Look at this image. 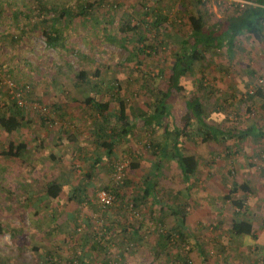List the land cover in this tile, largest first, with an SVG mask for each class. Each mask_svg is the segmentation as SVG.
Here are the masks:
<instances>
[{"label": "rangeland", "instance_id": "1", "mask_svg": "<svg viewBox=\"0 0 264 264\" xmlns=\"http://www.w3.org/2000/svg\"><path fill=\"white\" fill-rule=\"evenodd\" d=\"M3 1L10 9L5 11L6 17L0 21L2 75L16 87H21L16 85L17 83L30 84L27 93L30 94L25 99V107L22 108L25 118L33 125H41L40 131L43 133L53 134L54 139L63 137L67 142L58 147L57 153L61 162L55 164L53 170L49 162L32 171L27 165L32 166L33 161L26 162L22 158L8 159L2 153L6 151L9 141L17 142L21 137V140L28 142L31 136L28 133L35 129H27L21 135L12 137L6 135L0 128V164L9 166L7 171L2 167L5 173L0 174V196L8 191L14 197L20 196L21 181L28 174L38 182L39 191H42L39 186L45 185L48 181L46 178L51 175L63 177L67 182L64 192L55 202L58 212L54 204L46 206L45 202L42 203L40 215L35 219L27 215L11 218L10 230L14 232L20 230V233L25 235L27 243L33 244L30 239L34 234L35 242L41 244L48 237L36 239L35 232L42 234L51 232L52 248L48 247L50 243L48 239L43 243V246L46 245L44 251L35 253L27 249L23 254H19L14 245L9 244L7 246L10 248L4 251L10 253L11 261L15 264H79V260L83 259L88 264H106V261L107 264H118L123 249L126 253L135 254L133 257H145L151 264H214L216 248L211 241L215 235L214 229L211 228L212 224L209 221L196 223L194 220L192 225L189 224V230H185V226L181 225L180 228L178 220L172 218L166 211L167 206L175 204L172 197L176 189L178 187L180 189L182 185V175L175 161L169 160L163 165L159 172L156 192L145 201V205L137 209L133 207V200L137 199L144 189L143 180L146 175L150 178L154 164V158L146 147L149 134L142 127L144 120L141 113L147 111L148 90H166L170 67L178 58L180 39L187 31L185 24L188 14L200 10L207 23L218 25L236 15L239 10L254 5L253 0ZM40 1L45 2L56 18L53 22L52 14L50 13V16L47 14L49 20L45 19L47 24L44 27L57 30L61 34L66 43L63 50L47 45L42 34L43 26L37 28V31H29L28 35L24 34L21 40L13 45L5 39V32L21 35V28L30 29L28 22L32 25L42 20V14L38 13ZM153 12L167 18V22L158 28L146 27L143 20L152 21ZM22 13H27L28 18L22 16ZM128 19L131 20V27L137 26L140 29L111 38V35ZM125 35L132 41L131 45H124L122 38ZM137 45L144 50L145 55H140L134 62H127L129 52ZM204 53V62L201 66L197 65L199 69L197 73L204 69L205 91L203 93L196 91L195 96L208 95L205 106L210 115L209 124L214 127L215 135L222 137L218 130L229 132L233 129H242L250 118L263 128L264 110L258 104L252 105V115H248L247 107L250 103L246 102L245 96L257 86L264 89V42L259 43L243 33L235 41L233 49L215 44ZM159 70H165V74L160 75ZM80 71H84L90 80L95 79L94 75L99 71L105 92L100 95V92L93 90L90 85L79 86L75 74ZM249 72L255 75H250ZM184 81L186 91L179 94L175 89L170 90L169 98L165 102L166 105H171L172 116L180 128L182 127L180 119L185 113V99L191 92L187 81ZM2 82L0 80V113L6 102L13 100L10 90ZM114 85L120 87L119 92L116 91L117 96L131 105L127 113L133 124L132 138L117 143L114 161H108L102 164L101 168L88 171L86 168L88 156L93 150L90 144L93 120L89 117L91 111L84 100L87 97L99 101L109 100L112 92L107 89L112 90ZM40 106L45 107L46 111H40L37 108ZM133 107L136 109L133 110ZM153 130L150 132L155 133L156 140H161L160 128L155 127ZM243 142L238 145V150H246L245 161L249 165L260 166L263 170L264 161L253 156L252 148L260 146L264 150V140L252 137ZM183 144L184 153L197 156L201 163L202 170L197 175L199 179L209 180L212 162L226 161L223 155L227 153L228 148L233 152L231 140L203 143L201 138H194L184 141ZM123 159L129 161L124 179V183L126 180L129 181L128 185L121 195V202L116 201L111 208L104 209L97 199V192L101 188H112L116 185L113 177L114 167ZM132 164L138 168H132ZM65 166L67 168L63 169ZM90 173L93 179L87 180L85 175ZM84 184L87 185L84 188L85 199L81 203L71 200L69 197L76 185ZM201 197L202 200H209L206 201L209 206L210 198ZM182 203H185L187 213L196 205L194 201L183 200ZM118 227L127 231L142 228L145 243L150 248L138 250L135 243L130 246L129 240L125 239L128 244L124 249L119 245L121 241L118 237L121 234H118ZM175 229H179L183 237L180 238L179 233H176L167 250L158 248V236L174 235ZM221 237L225 243L229 238L226 234H222ZM6 239L8 240L5 242L9 241L8 237ZM196 245L201 248H196ZM44 253L46 255L38 257V254ZM202 258L205 259L204 263Z\"/></svg>", "mask_w": 264, "mask_h": 264}, {"label": "trees", "instance_id": "2", "mask_svg": "<svg viewBox=\"0 0 264 264\" xmlns=\"http://www.w3.org/2000/svg\"><path fill=\"white\" fill-rule=\"evenodd\" d=\"M252 3L254 5L239 10L236 15L225 19L224 22L218 25H210L207 23L204 14L200 10L196 13L190 12L188 14V20L185 24L187 31L182 39H180V46L177 50L178 58L170 67V75L166 90L157 89L147 91V111L141 113L144 120V125H142V127L144 131H147L149 134L146 147L154 158L155 169L153 172L154 174L151 175L150 178L148 175L145 176L142 183L144 189L141 191L138 198L133 200L134 208L137 209L145 205V201L154 195L156 188L158 187L159 172L166 161L172 160L179 165L185 183H188L191 177L196 174L199 168L198 157L195 155H186L184 153V141L201 138L204 143L217 139V136L214 133L215 129L208 121L210 115L205 106L208 95L204 94L202 97L195 96L196 91L201 93L205 91L204 69H200L197 73L199 70L197 69V65H202L204 62V52L211 48V46L218 44L222 46L225 45L227 49H233L235 41L243 33L251 36L259 43L264 42V0H253ZM200 4L203 5L201 1ZM38 9V13L42 15L45 14L46 11L50 12V9L43 1L39 2ZM14 16L16 17V15ZM153 18L152 21L143 20L146 27L158 28L167 22V18H164L155 12H153ZM28 24L30 30L34 32L37 28L44 27L45 24H47V20H38L36 24H32L33 27L30 22H28ZM138 29L140 28L137 26L131 27V20L128 19V21H124L118 30L111 35V38L114 39L121 34H126L131 31L134 32ZM23 30L25 29L22 28V31ZM23 33H25V31H23ZM23 33L22 35L13 38L10 44L13 45L20 41ZM42 34L48 46L60 50L66 48L65 40L57 30H51L44 27L42 28ZM122 40L124 45H131L132 43L130 39H127V35H125ZM140 55H145V52L137 45L129 52V55L126 58L127 62L136 61ZM159 74L164 75L165 70H159ZM94 76L95 79L90 80L84 71L75 74L79 86L90 85L93 90L96 89L101 95L106 89L102 86L103 80L99 77V71H97ZM147 77L151 79L149 75H147ZM184 80L187 81L186 84L191 92H188L189 94L185 99V113L180 119L182 122V127L180 128L172 116L171 105L168 106L165 102L169 98L170 90L175 89L179 94L186 91L183 84V82H185ZM16 85L23 87L25 91H27V89H25L27 86L28 92L31 87L29 83L24 85L17 83ZM115 86L117 85H114L112 90L107 89L112 92L109 100L99 101L91 97H87L84 100L85 103L88 104L87 108L91 111L89 116L90 119L93 120V133L91 138L94 140L93 143L95 144V152L92 153L93 159L91 157L92 160L87 161L86 168L89 169L88 171L93 170L95 165L102 163L101 160L114 161L113 155L117 143L124 139H130L133 134V124L127 113L128 108L131 105L117 96L116 91L119 92L120 87ZM5 92L7 93V91ZM28 92L24 94L25 99L28 98V95L30 94H27ZM7 97H9L8 94ZM245 97L246 102L250 103L247 107V112L251 111L256 98L263 103L262 108L264 110V91L261 86H257L253 91H248ZM5 107L4 109L1 108L3 111L0 113V128L6 135L15 137L24 125H26L24 110L18 107L14 100H11L8 103L6 102ZM135 109L136 107H133V110ZM155 127L160 128L161 140H156L155 133L152 134L150 132V130H153ZM257 131L259 130L250 125L249 129L240 131L235 136L237 140H243L250 135L263 139L264 132L259 131V133H257ZM15 143V140L10 141L8 150L3 151L2 154L5 158L20 160L27 152L25 143L18 144V141L17 144ZM53 160L55 159L53 158ZM131 167L135 169L138 168V166L134 164H132ZM85 178L87 180H92L93 175H91V173L87 174L85 175ZM128 182L129 181L126 180L125 183L123 181L122 184L115 183L116 185L112 188H103L114 196L113 205L116 201L120 200ZM65 184V180L54 178L52 179V182L50 181L46 185H43L45 188V194L52 202V205L57 202L58 198L64 192V188L66 187ZM86 187V184L82 186L76 185V188L72 190V195L69 198L71 200H76L77 203H81V201L85 199L83 198V195L86 193V190L84 189ZM242 188L243 186L234 185L228 195L224 197L223 201H232V205L235 208H243V202L241 200H236L233 197ZM175 203V207L169 208L168 210L171 216H176L175 219L181 223V228V225H186V205L185 203H179L177 201ZM111 207H106L104 209H109ZM251 227L252 226L248 222L243 221H233L231 224L232 231L237 235H251ZM176 233H179L178 236L180 238L183 237L179 229L174 230V235L161 234L158 236L157 244L159 248L162 247L163 251L167 250L170 241L175 237ZM0 234H4L1 225ZM79 262V264H87L83 259L79 260Z\"/></svg>", "mask_w": 264, "mask_h": 264}, {"label": "crops", "instance_id": "3", "mask_svg": "<svg viewBox=\"0 0 264 264\" xmlns=\"http://www.w3.org/2000/svg\"><path fill=\"white\" fill-rule=\"evenodd\" d=\"M49 8V7H48ZM10 9L3 0H0V21L4 20L6 17V10ZM20 13V12H19ZM50 13L46 11L45 14L41 15L42 20H49L47 14L50 16ZM23 14V13H22ZM63 15V14H62ZM61 15V18H62ZM22 16H25L26 19L28 18V14L24 13ZM44 17V19H43ZM51 21L55 20V16L52 14ZM55 22V21H53ZM36 23H33V25ZM32 25V27H33ZM21 33L26 31L24 34L28 35V32L31 31L30 29H25ZM34 31H37L34 30ZM10 32V31H9ZM6 41L11 42L13 38H16L20 35H12L11 33L5 32ZM22 35V34H21ZM14 36V37H13ZM0 51H2L0 49ZM5 71V70H4ZM250 75H255L253 72H249ZM263 89V88H262ZM264 91V89H263ZM246 98V97H245ZM258 104L261 108L263 103L259 99H255L253 105ZM263 109V108H262ZM248 115H252L251 111L247 112ZM220 117L221 114H220ZM250 118V117H249ZM24 127L19 131L18 136L23 133V131H27V129H35V131L29 132L31 136L28 138V142L21 140L20 138L17 140L19 143H25L27 152L24 154L22 159L24 161H33L32 166L27 165L30 167V170L34 171L35 168H40L44 166L46 163H51V169H54V165H58L61 162L60 157L58 156L57 149L60 146L67 144V142L63 139V137L53 138V134L49 132L43 133L40 131L41 125H33L30 121L25 118ZM257 121L254 122L252 118L246 121V125L241 129H233L229 130V132H225L223 130H218L221 136H217V139L214 142H221L224 141H232L233 142V152H231V148H228L227 153L223 155L224 162H212L210 165V169L212 172L210 173V179H199L197 177L199 171L202 170L201 163L199 162V168L194 176L191 177L188 183H185L182 177V185L181 188L176 189V193L174 197H172L173 201H177L182 203V201H189L196 203L195 208L187 213L186 218V225L185 230H189V224H193L192 222L196 223L198 221H209L212 224V229L215 231V235L212 237L211 241L213 246L216 248V258L214 260V264H264V169L261 170L260 166L258 169L253 164H248L246 159V150H238L239 144H243L247 138H252L253 136H248L243 140H237L236 136L240 131H244L249 129L250 125L254 126L255 129L264 132V127H259ZM45 126V124H44ZM39 127V128H38ZM218 128V127H217ZM46 131V129H45ZM257 131V133H259ZM220 134V135H221ZM28 137V136H27ZM33 138V139H31ZM132 138V137H131ZM255 139H262L253 137ZM264 140V138H263ZM94 140L91 138V146H93V150L91 154L88 156V160H92V153L95 152V144L93 143ZM212 142V141H211ZM32 143V144H31ZM10 141L8 142V146L6 151L8 150ZM17 144V142L15 143ZM120 144V142H118ZM44 149V151H43ZM49 150V152H48ZM253 156L256 158L259 157L264 161V150L260 146L253 147ZM43 152V153H42ZM115 153V152H114ZM229 156H228V155ZM230 154H235L236 156L231 157ZM241 156V157H240ZM29 157V158H28ZM92 157V159H91ZM53 158L55 160H53ZM102 163L95 165V168H101L102 164L108 162V160H101ZM49 166V164H47ZM179 166V165H178ZM4 167L5 171L9 170V166L7 164L1 163L0 164V174L3 175L5 171L2 169ZM67 168V166L63 167V169ZM155 163L153 164L152 170L154 172ZM179 170L182 175V171L179 167ZM151 173L153 175L154 173ZM50 178V179H49ZM46 178L48 181L45 182V185L52 182L54 178L64 179L63 177H57L52 175ZM67 183V182H66ZM234 185L243 186V188L237 192L233 197L236 200H241L243 202V208H235L232 205V201H223L224 197L228 195L229 191L232 189ZM21 194L20 196H15L11 194V192H7L0 196V216L1 222L0 225L4 231V234H0V264H15L11 261L10 253H6L4 250L10 248L9 244L14 245L15 250H18L19 254H23L27 249L33 250L35 253L44 251L43 249L46 248V245L43 246L46 240H50L49 248H52V236L51 232L47 233H36V239L39 237H48L43 240V243H36L34 234L31 235L30 241L33 242L27 243L25 241V235L20 233L21 231L14 232V230H10V223L11 218L14 216L16 217H24L28 216L30 218H34L37 215H40V210L42 207V203L47 202L46 206L52 203L45 194V188L43 186L40 189H37L38 182L35 178L30 177V174L25 175L24 180L22 179L20 185ZM157 189V188H156ZM156 192V191H155ZM201 196L210 198V204L208 206L207 202L209 200H202ZM19 199V200H17ZM15 201L19 203L16 204ZM207 201V202H206ZM176 204V203H175ZM52 205V204H51ZM57 204L54 203L56 207ZM174 208L175 205L167 206V212H169V208ZM52 210V208H51ZM187 210V209H186ZM189 211V209H188ZM209 212V215H208ZM170 215V212L168 213ZM168 216V215H166ZM172 218H176V216H172ZM209 218V220H207ZM233 221L236 222H248L251 227V235H237L231 229V224ZM179 225L181 224L178 222ZM188 224V225H187ZM11 233V236H10ZM9 234V235H7ZM118 234H121L118 237L121 244L125 249L126 241L128 239L130 242V246H133V243L136 245V249H149L150 247L145 243V236L144 230L142 228L137 229H129L124 230L118 227ZM222 234H226L229 236L226 243L221 237ZM6 237L9 238V241L5 242ZM13 241H12V240ZM223 240V241H222ZM196 248H201L199 245L195 246ZM152 248V246H151ZM159 248V247H158ZM162 249V247H160ZM198 250V249H197ZM44 254H38V257H42ZM121 258L118 259V264H151L149 260H146L143 256L133 257L135 254H131L129 252H125L121 249ZM219 256V257H218ZM130 257V258H129ZM221 258V259H220ZM86 259V258H85ZM203 263L205 259L202 258ZM90 262V261H89ZM88 264V262L86 261ZM19 264V263H18ZM107 264V261H106Z\"/></svg>", "mask_w": 264, "mask_h": 264}, {"label": "built area", "instance_id": "4", "mask_svg": "<svg viewBox=\"0 0 264 264\" xmlns=\"http://www.w3.org/2000/svg\"><path fill=\"white\" fill-rule=\"evenodd\" d=\"M0 80L3 81L2 83H4L8 89L10 90V93L12 94V98L14 101H16V104L18 107L23 108L26 105V100L24 97V94L26 92H28V87L26 86L25 89H27V91L24 90L23 87H16L12 81L10 80H5L3 75H2V69L0 67ZM40 111L45 112L46 108L45 107H37ZM129 166V161L128 159H123L122 161H118L114 167V181L117 184H122L124 179H125V173H126V168ZM97 199L100 203V205L103 208L106 207H111L113 205L114 202V196L108 192L107 190L101 188L98 190L97 192ZM136 211L134 210V213Z\"/></svg>", "mask_w": 264, "mask_h": 264}]
</instances>
